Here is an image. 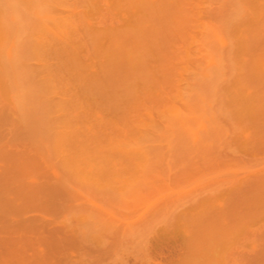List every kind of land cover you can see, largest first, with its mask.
I'll return each mask as SVG.
<instances>
[{
  "label": "rangeland",
  "instance_id": "rangeland-1",
  "mask_svg": "<svg viewBox=\"0 0 264 264\" xmlns=\"http://www.w3.org/2000/svg\"><path fill=\"white\" fill-rule=\"evenodd\" d=\"M0 264H264V0H0Z\"/></svg>",
  "mask_w": 264,
  "mask_h": 264
}]
</instances>
